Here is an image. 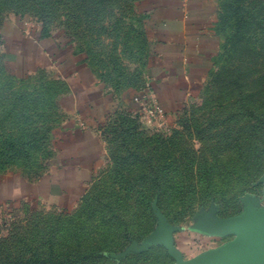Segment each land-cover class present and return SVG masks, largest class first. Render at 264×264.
Wrapping results in <instances>:
<instances>
[{"label": "rangeland", "instance_id": "1", "mask_svg": "<svg viewBox=\"0 0 264 264\" xmlns=\"http://www.w3.org/2000/svg\"><path fill=\"white\" fill-rule=\"evenodd\" d=\"M212 1L214 44L204 80L152 127L134 100L145 88L153 53L148 0H112L80 19L67 4L0 0V181L46 172L56 134L72 116L60 71L41 63L25 70L16 56L7 62L14 29L53 36L65 65L76 61L111 100L89 197L64 208L26 198L0 202V242L28 243L34 216L53 219L47 237L63 225L91 229L93 218L113 205L120 228L122 220L132 223L129 236L104 248L94 264H176L177 256L192 259L209 249L211 221L264 216V0ZM141 174L149 176L139 182L144 200L126 190V180Z\"/></svg>", "mask_w": 264, "mask_h": 264}, {"label": "crops", "instance_id": "2", "mask_svg": "<svg viewBox=\"0 0 264 264\" xmlns=\"http://www.w3.org/2000/svg\"><path fill=\"white\" fill-rule=\"evenodd\" d=\"M214 5L212 0H148L153 53L147 84L166 117L199 89L208 71L214 44ZM31 33L14 29L9 37L7 62L16 56L18 66L25 70L41 63L60 71L68 84L72 116L66 127L58 129L55 158L48 170L33 179L21 175L5 177L0 181V202L26 198L64 208L80 200L100 168L104 151L100 125L111 109V100L76 61L69 58L65 65V56L53 36L44 38L38 31ZM209 235L214 240L207 251L235 237L233 233L212 230ZM250 250L251 246L245 254ZM263 257L264 249L245 264H255Z\"/></svg>", "mask_w": 264, "mask_h": 264}, {"label": "trees", "instance_id": "3", "mask_svg": "<svg viewBox=\"0 0 264 264\" xmlns=\"http://www.w3.org/2000/svg\"><path fill=\"white\" fill-rule=\"evenodd\" d=\"M110 1L112 0H45V2H47L45 5H48L50 2H53L54 5L67 4L72 11L80 14V17L77 16L78 19H80L81 16H85L86 13L94 12L93 14H95L96 9L107 5ZM40 29H43V26H41ZM40 36L47 38L51 35L45 31H40ZM31 99L33 101L38 100V98L35 97ZM103 125L104 124L100 125V129H102ZM11 147H14L13 149L16 152L23 148L20 147L18 150L15 146ZM36 177L37 176L33 178ZM142 178L146 179L149 178V176L141 174L137 179L133 180L131 178L130 180H126V183L129 184V188H126V190L130 192V194L133 193V190L135 192H140L141 199L144 200L146 197L143 192L144 182L142 186L139 187V182ZM158 178L159 176L155 173L153 168L151 181L153 183L157 182ZM93 186L94 184L92 187ZM89 187L85 194H83L82 199L89 197L88 195H90L91 190H89ZM128 207H130V212L135 216L136 220H138L139 215L136 210H132L131 207L133 206L128 205ZM138 208L139 206H136L135 209ZM103 211H105V208ZM103 211L93 218L97 221L92 224L93 226L91 229L78 227L72 231L70 230L71 228L66 230L65 225H63L52 229L50 231V237H47L45 234L52 228V221L50 220L53 219H47L44 216H34L29 222V226H32V228L27 231L28 235H30V237L34 235V238L31 237L32 239H30L28 243L27 241L29 239L20 238L9 245L7 244L10 249L4 256H0V264H94L103 257L104 248L110 249L114 247L115 244L120 243L118 239H124L129 236V234L125 232V229L126 226L132 224L122 220V226L120 228L117 223L118 214H114L113 205L109 207V214H104ZM117 230L120 231L118 234ZM16 243H20L21 246L14 245ZM5 245L3 242H0V251L7 247V245Z\"/></svg>", "mask_w": 264, "mask_h": 264}, {"label": "water", "instance_id": "4", "mask_svg": "<svg viewBox=\"0 0 264 264\" xmlns=\"http://www.w3.org/2000/svg\"><path fill=\"white\" fill-rule=\"evenodd\" d=\"M210 230L233 233L235 237L225 245L204 251L188 261L177 256L176 264H245L264 249V216L258 218L231 217L211 221L207 233L210 234ZM250 246L251 250L245 254ZM255 264H264V257Z\"/></svg>", "mask_w": 264, "mask_h": 264}, {"label": "built area", "instance_id": "5", "mask_svg": "<svg viewBox=\"0 0 264 264\" xmlns=\"http://www.w3.org/2000/svg\"><path fill=\"white\" fill-rule=\"evenodd\" d=\"M137 103L141 120L149 124L148 126H158L166 116L165 110L158 104L156 98L150 91L149 85L146 83L142 93L134 97ZM84 126L80 123V126Z\"/></svg>", "mask_w": 264, "mask_h": 264}]
</instances>
